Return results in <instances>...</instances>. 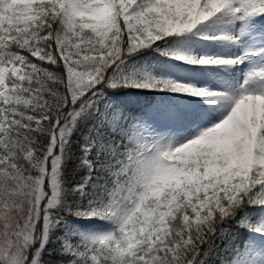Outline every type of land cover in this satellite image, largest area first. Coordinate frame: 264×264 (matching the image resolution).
I'll return each instance as SVG.
<instances>
[{
  "label": "snow or ice",
  "instance_id": "snow-or-ice-1",
  "mask_svg": "<svg viewBox=\"0 0 264 264\" xmlns=\"http://www.w3.org/2000/svg\"><path fill=\"white\" fill-rule=\"evenodd\" d=\"M0 264H264V0H0Z\"/></svg>",
  "mask_w": 264,
  "mask_h": 264
},
{
  "label": "trees",
  "instance_id": "trees-1",
  "mask_svg": "<svg viewBox=\"0 0 264 264\" xmlns=\"http://www.w3.org/2000/svg\"><path fill=\"white\" fill-rule=\"evenodd\" d=\"M146 96H147V94H142V95H140L138 97L134 96V97H132V99H139L142 103H145V102H148L146 100ZM148 99H151V98L148 97Z\"/></svg>",
  "mask_w": 264,
  "mask_h": 264
}]
</instances>
